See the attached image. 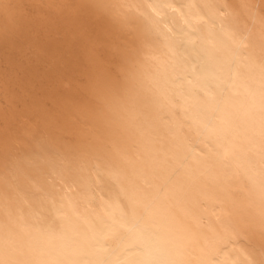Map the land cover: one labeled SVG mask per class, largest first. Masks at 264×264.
Returning <instances> with one entry per match:
<instances>
[{
    "label": "bare ground",
    "instance_id": "bare-ground-1",
    "mask_svg": "<svg viewBox=\"0 0 264 264\" xmlns=\"http://www.w3.org/2000/svg\"><path fill=\"white\" fill-rule=\"evenodd\" d=\"M0 264H264V0H0Z\"/></svg>",
    "mask_w": 264,
    "mask_h": 264
},
{
    "label": "rangeland",
    "instance_id": "rangeland-1",
    "mask_svg": "<svg viewBox=\"0 0 264 264\" xmlns=\"http://www.w3.org/2000/svg\"><path fill=\"white\" fill-rule=\"evenodd\" d=\"M127 22L124 21V19H121V26H120V30L119 34H120V38H119V44L121 45V43H124L123 41H121L123 38L127 39L129 38V33H131L130 28L126 26ZM125 27V28H124ZM127 28V29H126ZM130 31V32H128ZM128 32V34H127ZM127 35V36H126ZM127 37V38H126ZM125 44V43H124ZM123 45V44H122ZM96 49L98 50V52L102 55L103 51H101V48H99L98 46H96ZM72 78L76 79V80H80L81 83H83V81L81 80V77L77 74V73H73L71 74Z\"/></svg>",
    "mask_w": 264,
    "mask_h": 264
}]
</instances>
